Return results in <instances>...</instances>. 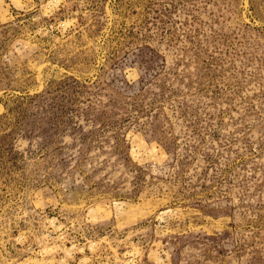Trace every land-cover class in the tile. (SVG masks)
Instances as JSON below:
<instances>
[{"label":"rangeland","instance_id":"rangeland-1","mask_svg":"<svg viewBox=\"0 0 264 264\" xmlns=\"http://www.w3.org/2000/svg\"><path fill=\"white\" fill-rule=\"evenodd\" d=\"M0 264H264V0H0Z\"/></svg>","mask_w":264,"mask_h":264}]
</instances>
